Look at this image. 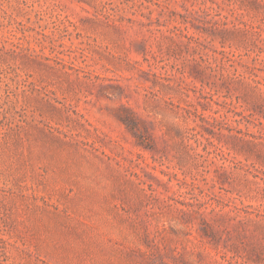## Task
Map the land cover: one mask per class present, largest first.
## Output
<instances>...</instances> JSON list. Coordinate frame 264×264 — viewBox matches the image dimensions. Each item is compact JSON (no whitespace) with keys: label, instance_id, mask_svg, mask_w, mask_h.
<instances>
[{"label":"rangeland","instance_id":"374dc122","mask_svg":"<svg viewBox=\"0 0 264 264\" xmlns=\"http://www.w3.org/2000/svg\"><path fill=\"white\" fill-rule=\"evenodd\" d=\"M0 264H264V0H0Z\"/></svg>","mask_w":264,"mask_h":264},{"label":"trees","instance_id":"16d2710c","mask_svg":"<svg viewBox=\"0 0 264 264\" xmlns=\"http://www.w3.org/2000/svg\"><path fill=\"white\" fill-rule=\"evenodd\" d=\"M128 113L126 119H122V123L125 125L127 131L135 139V144L144 149H149L150 145L147 141V132L145 129H141L138 120L135 116L128 110L125 109Z\"/></svg>","mask_w":264,"mask_h":264}]
</instances>
